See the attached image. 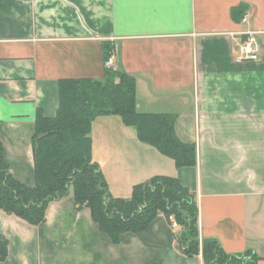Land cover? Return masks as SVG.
I'll return each mask as SVG.
<instances>
[{"label": "crops", "instance_id": "1", "mask_svg": "<svg viewBox=\"0 0 264 264\" xmlns=\"http://www.w3.org/2000/svg\"><path fill=\"white\" fill-rule=\"evenodd\" d=\"M248 32L259 58L237 63ZM103 42L113 69L134 78L137 110L176 115L177 138L196 148V164L177 168L118 117L96 119L91 157L110 195L176 178L195 198L200 239L264 264V0H0V141L25 186L34 184L37 113L55 116L59 80L103 79ZM0 235V264H203L181 252L162 214L113 244L71 194L49 204L39 226L0 211Z\"/></svg>", "mask_w": 264, "mask_h": 264}, {"label": "trees", "instance_id": "2", "mask_svg": "<svg viewBox=\"0 0 264 264\" xmlns=\"http://www.w3.org/2000/svg\"><path fill=\"white\" fill-rule=\"evenodd\" d=\"M244 13L233 8L231 16ZM113 47L103 42L104 63ZM116 116L132 127L137 139L172 159L177 168L196 164L194 144L181 142L174 131L176 115L147 114L137 110L135 80L106 68L103 79L58 81V109L54 117L37 113L32 136L34 184L27 187L11 174L0 141V211L31 226L45 222L49 204L72 195L77 211L87 209L92 221L113 244L121 235L146 230L162 214L177 225L174 237L187 257L200 255L203 264H259L251 250L226 254L215 239H200L194 196L176 178L158 176L135 185L130 198H114L97 163L91 157L92 123ZM1 130V125H0ZM7 239L0 235V261L7 256Z\"/></svg>", "mask_w": 264, "mask_h": 264}, {"label": "built area", "instance_id": "3", "mask_svg": "<svg viewBox=\"0 0 264 264\" xmlns=\"http://www.w3.org/2000/svg\"><path fill=\"white\" fill-rule=\"evenodd\" d=\"M250 19V15L246 12L242 17V23L247 22ZM255 32H248L245 34V39L237 46L235 61L237 63L254 62L259 58V44L255 37ZM104 66L106 68H113V58H109ZM169 224L173 230L177 229V225L172 217H169Z\"/></svg>", "mask_w": 264, "mask_h": 264}, {"label": "rangeland", "instance_id": "4", "mask_svg": "<svg viewBox=\"0 0 264 264\" xmlns=\"http://www.w3.org/2000/svg\"><path fill=\"white\" fill-rule=\"evenodd\" d=\"M142 143V142H141ZM162 155V154H161ZM162 156H164V155H162ZM164 157H166V156H164ZM123 195H125V194H123ZM127 195V194H126Z\"/></svg>", "mask_w": 264, "mask_h": 264}]
</instances>
